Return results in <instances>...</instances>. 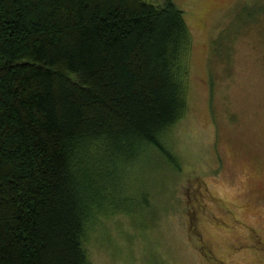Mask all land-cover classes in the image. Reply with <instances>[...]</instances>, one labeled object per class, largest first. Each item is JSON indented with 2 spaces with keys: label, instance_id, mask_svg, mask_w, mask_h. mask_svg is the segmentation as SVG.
<instances>
[{
  "label": "trees",
  "instance_id": "16d2710c",
  "mask_svg": "<svg viewBox=\"0 0 264 264\" xmlns=\"http://www.w3.org/2000/svg\"><path fill=\"white\" fill-rule=\"evenodd\" d=\"M187 48L172 0H0V264H88L118 167L168 155Z\"/></svg>",
  "mask_w": 264,
  "mask_h": 264
},
{
  "label": "rangeland",
  "instance_id": "374dc122",
  "mask_svg": "<svg viewBox=\"0 0 264 264\" xmlns=\"http://www.w3.org/2000/svg\"><path fill=\"white\" fill-rule=\"evenodd\" d=\"M172 1L185 111L162 138L170 157L144 147L118 167L88 264H264V0Z\"/></svg>",
  "mask_w": 264,
  "mask_h": 264
}]
</instances>
